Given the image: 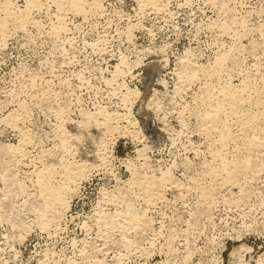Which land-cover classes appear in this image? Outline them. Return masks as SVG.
<instances>
[{"label":"rangeland","instance_id":"rangeland-1","mask_svg":"<svg viewBox=\"0 0 264 264\" xmlns=\"http://www.w3.org/2000/svg\"><path fill=\"white\" fill-rule=\"evenodd\" d=\"M10 1L16 10L26 4ZM34 1L37 24L11 27L0 43V264H264V143L253 155L229 147L233 159H251L254 177L220 190L209 208L170 186L153 206L136 196L141 178L188 184L208 168L213 148L194 111L200 68L226 59L233 85H262L264 0H161L159 11L142 10L143 0H95L102 14L66 10L63 30L56 0ZM190 71L196 79L184 89ZM12 117L15 127L5 122ZM21 131L32 145L14 165ZM60 132L69 153L57 145ZM41 160L82 172L46 229L32 222L35 198L15 197L19 186L37 192ZM127 207L151 228L130 234L126 249L107 221Z\"/></svg>","mask_w":264,"mask_h":264},{"label":"bare ground","instance_id":"bare-ground-1","mask_svg":"<svg viewBox=\"0 0 264 264\" xmlns=\"http://www.w3.org/2000/svg\"><path fill=\"white\" fill-rule=\"evenodd\" d=\"M24 2L26 4L23 10H16L12 7V3L10 0H0V43L5 39L7 32H9L8 30L11 27L23 26L24 28L25 25L37 24L34 21H32V19L30 18V13L32 9L38 8L41 4H39L38 1L36 2L34 0H25ZM54 2L58 10L55 15L56 25H57L55 29L57 30H61V29L63 30L64 28L63 14L64 11L66 10L67 11L70 10L71 12L74 13L83 11L84 17L86 15H91V14L100 15L103 13L100 5L95 0H56ZM161 2H162L161 0H143L140 7L143 10L148 5H151L154 10L159 11L163 6ZM220 28L224 32H229V30H231L229 23L220 25ZM243 31L245 30L243 29ZM225 60L226 59H221L218 63H216V66L214 68L209 70L203 67L200 68V70L203 71V78L205 80L202 79L204 80L203 83L204 87L202 88L203 93L199 96V100H198L199 103L196 104L197 106L196 109H194V111L196 112L198 119H200L203 125L202 131L204 132L205 137L208 140L207 142H209L211 144V147L213 148V149L210 148L211 150L209 149L210 151L208 152V156L210 159V164H207L209 165L208 168H206L204 173L200 175L198 179L193 180L191 183L188 184L170 180L171 178L167 180L165 179L155 180L148 177L137 180L136 196L137 197L140 196L148 204L153 206L154 204L163 202L165 199L164 197V191L166 190L165 186H170L168 188L171 187L175 188L181 194L197 195L199 199L197 201H199L200 205L205 208L206 207L209 208L210 205L212 206L213 203H215V201L218 200V198H220L219 197L220 190L228 187L239 186L242 180H248L254 177V170L252 169L253 163L251 159L250 158H244L241 160H238V158L233 159L232 155L229 156V152H230L229 147H232L235 150L242 149L248 155H251L252 153L256 152L259 149V147H261V145L264 143V80L262 81L263 83L259 88L250 87V85H242V86L233 85L229 80L230 78L228 79V77L231 76L232 72L228 70L227 67L226 68L224 67ZM235 61L233 59V62ZM231 68H233V66ZM225 76L227 77L228 80L226 79L221 83L220 80ZM195 79H196V74L194 72L193 73L191 72V75H189L186 78V80L184 79L182 81L181 86L184 89L185 87L187 89V86H189L191 82L194 81ZM198 79L201 80V78ZM213 81L216 82L213 83ZM57 111L60 112V110ZM5 120H6L5 122L11 125V127L12 126L15 127L18 121L16 117L7 118ZM109 120L110 119L108 118L103 120L104 124L108 127L110 125L108 122ZM58 136H59V140L57 145L59 149L63 153H69L70 151L69 137L62 132H60ZM31 145L32 143L30 141L29 134L23 133L21 131L20 139L17 145L10 148L11 149L10 150L11 157L9 159L10 163L15 165V163L20 164L21 162H23L28 156V148ZM40 153H42L43 155L45 154L44 150L43 151L41 150ZM47 155L49 156V154ZM98 155L101 156L100 160L101 159L103 160V156H102L103 154H98ZM44 162L41 160L40 165L34 166V169L32 171V174L36 178L35 185H37L36 186L37 192L35 194L34 193L30 194L27 193L23 189V187L19 186L18 189L19 195L16 194L15 196L16 198H18L20 195L27 194L29 196L28 198L30 197H31L30 199L35 198L34 200L37 201V206H36L37 208L33 210L34 221L32 222L34 224H37L40 227V229L41 228L46 229V226H48V224L51 223L57 217V214L60 212L59 210L65 205L67 194L70 193L69 191L70 188L72 187L71 179L74 178V176L78 175L79 172L81 171V170L79 171L80 168L78 167L79 165L76 164L74 165L73 162L64 163L62 162V160L58 162L52 161V163L50 164L48 163L45 164ZM81 173L82 172H80V175ZM8 182L12 185L13 184L18 185V182L13 178L8 179ZM222 200L224 201V198ZM230 200L233 199L231 198ZM128 207L126 211L123 209L125 212L121 216L120 220H117L118 222H114L116 221L114 219H113L114 221L111 220L110 218L112 217L109 218L110 221L109 220L107 221L109 224L108 230H110L111 232H115L119 236L122 245L126 249L128 247L129 248L132 247L129 239L130 234L132 233L142 234L144 233V231L149 230V227L151 226L150 222L147 219L143 218L138 213H134L135 211H133V209L130 210L131 207H129L130 209H128ZM101 218H105V217L101 216ZM99 221L98 223L100 225ZM104 236H106V233Z\"/></svg>","mask_w":264,"mask_h":264}]
</instances>
